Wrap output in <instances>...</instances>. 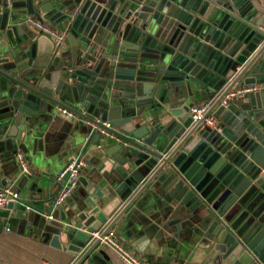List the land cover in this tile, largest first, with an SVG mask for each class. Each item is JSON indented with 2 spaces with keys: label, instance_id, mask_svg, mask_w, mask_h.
<instances>
[{
  "label": "water",
  "instance_id": "obj_1",
  "mask_svg": "<svg viewBox=\"0 0 264 264\" xmlns=\"http://www.w3.org/2000/svg\"><path fill=\"white\" fill-rule=\"evenodd\" d=\"M28 14L58 24L63 45L32 32ZM242 86L255 89L221 104ZM197 93L219 129L192 120ZM59 108L72 117L54 177L76 132L109 146L96 144L59 216L44 217L61 184L29 179V200L1 218L47 235L71 264H111L92 233L117 223L193 242L206 264H264V0H0V166H17L35 124L63 120ZM104 122L119 140L100 134Z\"/></svg>",
  "mask_w": 264,
  "mask_h": 264
},
{
  "label": "crops",
  "instance_id": "obj_2",
  "mask_svg": "<svg viewBox=\"0 0 264 264\" xmlns=\"http://www.w3.org/2000/svg\"><path fill=\"white\" fill-rule=\"evenodd\" d=\"M20 10L23 11L22 9L16 11ZM29 16L45 22L42 14H28L26 18ZM52 27L60 31L58 24ZM28 28L32 32H39L31 24H28ZM38 34L41 38L51 41L49 35L43 32ZM188 99H190V105L206 103L205 97L198 93ZM64 116L62 121L55 123L47 118V120L45 118L40 119L39 122H46L43 124L42 129L35 124L33 137L37 141L31 140L29 146H23L22 149L31 167V174H23L18 166H15L14 162H6L0 166L3 167L2 169L0 168V185L9 186L19 194L20 198L16 201L15 208H23L22 201L27 202L29 200L30 190L26 188L30 184L28 183L29 179L43 185L55 182V165L52 157L56 156L57 153H61V151L54 144L56 143L57 145L59 141L66 142L68 135H70V133H66L65 120L68 119V116ZM82 140L83 136L76 132L78 144L74 148L77 151L82 146ZM92 140V143H89L84 151V156L88 163L92 162L94 157L99 154L96 144H101L104 148L110 144V141L106 138L99 139L96 136ZM54 146L58 148V152L54 150ZM75 153H72L63 164L72 158ZM81 172L82 174H87L88 169L85 167ZM51 189L54 191L56 186L51 187ZM77 195L76 191L69 197L67 202H73ZM36 207L42 209L43 205L39 204ZM57 216H59V213ZM111 229H115L120 240L148 264H206L203 251L196 247L193 242L172 246L165 242H157L154 239L149 240L139 231L138 227L132 228V224L122 226L117 223ZM105 250L111 257V264H123L114 248L107 247ZM75 259L67 251L51 247L47 235L39 231L28 232L27 229L19 230L16 219L7 222L6 219L0 217V264H71Z\"/></svg>",
  "mask_w": 264,
  "mask_h": 264
},
{
  "label": "built area",
  "instance_id": "obj_3",
  "mask_svg": "<svg viewBox=\"0 0 264 264\" xmlns=\"http://www.w3.org/2000/svg\"><path fill=\"white\" fill-rule=\"evenodd\" d=\"M11 1L12 0H2L3 4L7 7L11 5ZM25 22L31 24L37 31L49 35L54 46L61 47L63 45L65 39L64 32L56 30L50 24L31 16L27 17L25 19ZM254 89V86H242L231 90L222 99L221 104L226 106L228 101L232 97L243 96ZM207 109V103L191 105L189 108V113L192 120L194 122L202 120L203 125L219 129V118L214 114V112L206 113ZM58 110L61 114L72 117V113L69 112L66 108H59ZM103 125V128H97L102 136L109 137L113 140H119L116 135L110 132L109 128L111 127V125L108 122H104ZM88 141L89 138H85V141L82 144L81 148L75 153L72 158L66 161V163L55 176V181L61 184V188L51 201L49 211L44 215L45 219H53V211L56 208L61 207L67 200V198L71 196L73 191L78 187L81 170L88 165V162L84 156V151L87 148ZM15 159L18 168L23 174L32 173L27 157L23 151L18 150L15 154ZM19 198L20 197L18 192L14 191L9 186L0 185V208L5 207L11 201H18ZM26 208H28V206H26ZM92 237L99 239V245L114 248L117 251L119 258L123 264H148L144 259L136 255V253L123 241L120 240L115 229H109L102 236H100L99 231L93 232Z\"/></svg>",
  "mask_w": 264,
  "mask_h": 264
},
{
  "label": "rangeland",
  "instance_id": "obj_4",
  "mask_svg": "<svg viewBox=\"0 0 264 264\" xmlns=\"http://www.w3.org/2000/svg\"><path fill=\"white\" fill-rule=\"evenodd\" d=\"M58 215V209L56 208L54 211H53V216L56 218ZM30 217H32V214H30ZM51 223H54V220H51Z\"/></svg>",
  "mask_w": 264,
  "mask_h": 264
}]
</instances>
